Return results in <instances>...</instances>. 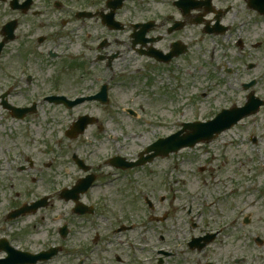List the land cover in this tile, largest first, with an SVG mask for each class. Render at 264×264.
<instances>
[{
	"label": "flooded vegetation",
	"instance_id": "af4514ba",
	"mask_svg": "<svg viewBox=\"0 0 264 264\" xmlns=\"http://www.w3.org/2000/svg\"><path fill=\"white\" fill-rule=\"evenodd\" d=\"M126 1L0 0V44H3L0 51V110L12 119L16 109L28 112L23 119L36 115L44 108L47 111H71L62 104L51 103V100L57 97L73 100L98 94L97 89L71 94L73 70H76L74 66L80 64V70L85 73L90 66L115 75L114 65L122 57L123 43L129 42L131 51L138 57L169 70L171 65L184 62L190 46L196 41V38H186L187 33L196 34L197 31L196 37H216L220 45L241 53L250 48L248 35L251 16L264 22L259 9L252 6L258 0H131V17L121 19ZM261 10H264V6ZM75 24L82 31V63L75 62L74 55L68 54L69 46L77 42L78 35L73 29ZM126 29L128 39L121 40ZM205 29L211 31L212 35L205 34ZM254 48H259V44ZM96 82L99 83V78ZM244 83L247 82H239L241 89ZM111 98V93H108L104 105L89 102L102 108V118H96L97 121L90 116L94 124L82 134L70 138L68 131L75 120L64 131V137L74 140L83 136L88 128L95 127L97 134H107L108 142L115 140V132L108 129L104 120L107 118L113 129L117 125V113L108 117L104 110L111 107ZM54 144H59V141ZM42 145L43 141L30 140L26 146L15 144L12 149L1 150L0 174L7 176L5 180L9 182L7 187L0 189V264H168L176 246L152 245L150 240L158 226L167 234L164 225L168 214L162 217L155 215L160 206H146L152 214L143 224L128 218L126 211L112 201L104 204L98 196H93L92 188L105 176V170L101 168L109 167L112 172L117 170L108 165L115 153L108 158H99L98 163L93 164L95 160H90L83 151L80 153V146H84L82 142L73 146L68 159L78 176L70 183L69 168L61 163L57 164L60 166L59 174L51 172L47 178L41 175L40 168L43 166L33 169L40 160L37 155L55 154L54 150L43 153ZM98 169H101L100 173ZM32 171L34 175H30ZM105 173L107 176L108 172ZM85 179H91L92 183L84 194L78 196V204H75L69 192H81L82 189L76 186ZM43 181L47 190H42ZM237 185L228 189L230 194L227 198L237 201L232 207L233 218L228 221L232 228L235 223L241 224L240 233L233 239L241 253H236L227 241H219L223 229L207 227V231L194 237L193 229L203 231L205 222L202 223L203 227L199 222L191 223L188 231L190 240L185 247L189 253H195L194 258L183 256L179 259L180 264H264V231L258 228L246 230L252 221V214H248V210L255 207V204L249 203V197L254 196L250 193L253 189L246 190L242 185ZM262 195L264 190L260 191V199ZM158 199L160 205L166 202L165 197L161 202ZM215 200L221 204L222 197H215ZM51 207L53 212L59 211L60 214L53 216L52 212L48 216L47 212H43ZM220 211L223 212L221 207ZM47 221L50 226L46 225ZM56 222L60 224L56 225ZM47 227L44 231L46 238L41 240V231ZM142 228H145L142 239L125 236ZM166 234L158 235L159 244L167 243ZM173 234L175 238L178 237L176 232ZM208 236L210 243L202 249L189 247L192 239L202 238L194 245L200 248ZM89 238L91 243L87 244ZM211 246L214 248L210 258L206 254L203 255L205 260L198 256ZM53 249L57 251L55 255L50 253ZM221 250H225L222 258L219 256ZM42 253L47 255L45 260L40 259ZM28 257L36 261L28 263ZM58 257L63 261L57 262Z\"/></svg>",
	"mask_w": 264,
	"mask_h": 264
},
{
	"label": "rangeland",
	"instance_id": "374dc122",
	"mask_svg": "<svg viewBox=\"0 0 264 264\" xmlns=\"http://www.w3.org/2000/svg\"><path fill=\"white\" fill-rule=\"evenodd\" d=\"M124 7L120 18H130L133 8L131 0H127ZM249 23L250 48L241 53L234 48L220 45L216 37H196L197 31L196 34L187 33L186 38H196V41L190 46V52L184 58V62H178L177 66L171 65L169 70L138 57L131 51L129 42L123 43L125 45L122 47V57L114 65L115 75L108 70L95 67L92 69L90 66V70L85 73L80 70V64L75 65L71 94L78 91L93 92L100 85L107 84L111 94L121 104L122 110L129 107L140 115L137 120L130 118L117 107L116 99L110 108L104 109L108 117L117 113V125L114 129L108 124L107 118H104L105 124L109 130L115 132L118 139L115 143L116 150L120 151L125 159L132 160L138 151L156 138L177 131L182 122L202 121L213 117L221 109H228L232 104L236 107L244 105L247 92L240 88V81L255 80L256 85L252 90L264 101V22L251 16ZM73 29H76L78 35L77 43L69 46L68 54L75 56L73 58L75 62L82 63L80 61L84 54L82 31L78 29L77 24ZM120 39H128V29ZM258 44L259 48L255 49L254 46ZM69 55L67 56L71 57ZM97 78L99 83L96 82ZM100 110L102 111V108L90 103L75 106L71 111L60 109L47 111L44 108L37 111L36 115L28 116L21 121L10 118L0 110V156L2 149H12L15 144L26 146L30 144V140L43 141L41 151L48 153L54 150L55 154L37 155L40 160L34 164L33 169L43 166L40 168L41 175L47 178L51 172L59 174L60 166L57 164L61 163L68 166L71 180L69 182L72 183L78 176L68 159L73 146L82 142L84 146H80L79 151L80 153L83 151L90 160H95L93 164L98 163L99 158H108L114 154L111 153L107 134H97L95 127L88 128L83 136L74 140H67L64 137V131L68 130L72 122L80 116L87 114L95 119L99 117L101 119ZM253 138L257 140L256 143L252 142ZM55 141H59V144L55 145ZM15 160L18 158L15 157ZM21 163L25 164L23 161ZM263 167L264 107L214 141L193 149L182 150L154 162L146 169L112 172L109 167H102L105 176L92 188V193L103 200V203L112 201L126 211L128 218L143 224L147 223L148 216L152 214L146 210L143 198L147 197L153 204L160 206L155 215L162 217L168 214L164 225L167 234L158 226L150 240L152 245L176 246L168 264H180L179 259L183 256L194 258L195 253H189L185 247V243L190 240L186 221H191L192 218H196L201 226L205 222V226H202L203 231H199L200 228L193 229L194 237L207 231V227L212 230L222 228L224 237H219V241L222 243L227 241L236 253H241L239 245L233 242L237 233H240V223H235L232 228L228 221L233 218L232 207L237 204L235 199L227 198L228 189L237 183V186L242 185L243 189H253L250 193L257 197H249V203L255 204V207L248 210V214H252V221L246 230L258 228L264 231V195L260 199V191L264 190ZM55 168L58 170L55 171ZM101 169L97 170L98 173ZM148 169L152 172L148 173ZM105 172H108L107 176ZM34 174L33 171L30 173ZM6 177L0 174V189L8 186L9 181L5 180ZM44 183L43 181L42 190H47ZM161 197L166 198L162 205L158 202V198ZM215 197H222L221 204ZM215 205L218 207L217 210ZM220 207L223 212L220 211ZM52 209L53 207L43 212L51 216ZM190 211V214H193L189 219ZM58 214L59 211L53 212V216ZM59 224L60 222H56V225ZM46 225L50 226V223L47 221ZM47 229L48 227L41 231V240L46 238L44 231ZM144 229L125 236H138V239H142ZM173 232L178 234L177 238ZM160 233L167 235L165 238L167 243H158ZM90 238L87 244L91 243ZM213 248L214 246H211L198 256L205 260L203 255L206 254L210 258ZM224 254L225 250L219 252L221 258ZM61 260L58 257L57 262Z\"/></svg>",
	"mask_w": 264,
	"mask_h": 264
},
{
	"label": "water",
	"instance_id": "95a60500",
	"mask_svg": "<svg viewBox=\"0 0 264 264\" xmlns=\"http://www.w3.org/2000/svg\"><path fill=\"white\" fill-rule=\"evenodd\" d=\"M253 98L250 97V100ZM248 106H251V101ZM246 106L244 109L240 110L242 114L247 115L248 113L254 111L256 108L252 110V108ZM229 113H225L228 115ZM241 114V115H242ZM219 116L213 122L207 124H193L187 126L190 129V133L186 136H180V133L165 139L160 140L155 143L152 147L148 149V151H154L152 157L156 156H167L169 153L176 152L180 148L184 147H193L196 143L209 141L211 140L214 135L219 134L221 131L229 128L237 119H239L240 115H236L233 117L229 116ZM84 121L81 130L83 127L88 123L87 118L81 119Z\"/></svg>",
	"mask_w": 264,
	"mask_h": 264
}]
</instances>
